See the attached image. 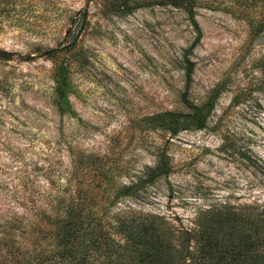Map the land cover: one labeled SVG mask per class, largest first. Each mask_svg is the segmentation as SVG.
Masks as SVG:
<instances>
[{
	"label": "rangeland",
	"instance_id": "374dc122",
	"mask_svg": "<svg viewBox=\"0 0 264 264\" xmlns=\"http://www.w3.org/2000/svg\"><path fill=\"white\" fill-rule=\"evenodd\" d=\"M164 3L0 0V264L50 250L46 214L81 185L99 205L141 181L108 215L175 237L208 210L264 214V35L249 27L264 9L204 0L190 19ZM210 100L203 129L172 135L147 120ZM226 138L234 151L219 150ZM161 152L171 173L143 183Z\"/></svg>",
	"mask_w": 264,
	"mask_h": 264
},
{
	"label": "trees",
	"instance_id": "16d2710c",
	"mask_svg": "<svg viewBox=\"0 0 264 264\" xmlns=\"http://www.w3.org/2000/svg\"><path fill=\"white\" fill-rule=\"evenodd\" d=\"M183 10L193 19L195 8L204 0H162ZM209 1V0H208ZM240 13L264 9V0H229ZM211 3V2H208ZM253 38L264 35V14L249 21ZM264 66V64H263ZM62 79V71L59 72ZM57 109L67 108L63 81L55 88ZM208 109L192 107L188 115H160L148 118L151 128L160 127L175 135L179 126L203 129L207 124ZM150 128V129H151ZM217 121L212 129H218ZM229 139H222L219 150L226 153L234 147ZM234 151V150H233ZM243 160L250 159L238 153ZM255 169L258 165L253 164ZM166 153L161 152L156 165L144 173L145 184L171 173ZM105 177V174H103ZM142 182L134 180L113 189L110 204H96L80 186L81 192L69 195L59 202V209L46 214V235L51 249L38 252L23 260L24 264H264V214H248L233 208L208 210L197 218L193 228L175 237L171 230L155 222H142L108 215L111 204L120 198H133ZM103 208L102 212L97 208ZM107 210V212L105 211ZM51 213V212H50ZM2 239V238H1ZM27 251V250H26ZM29 251V250H28ZM28 251L25 253L28 255Z\"/></svg>",
	"mask_w": 264,
	"mask_h": 264
},
{
	"label": "water",
	"instance_id": "95a60500",
	"mask_svg": "<svg viewBox=\"0 0 264 264\" xmlns=\"http://www.w3.org/2000/svg\"><path fill=\"white\" fill-rule=\"evenodd\" d=\"M51 53H53V52H48V54H51Z\"/></svg>",
	"mask_w": 264,
	"mask_h": 264
}]
</instances>
